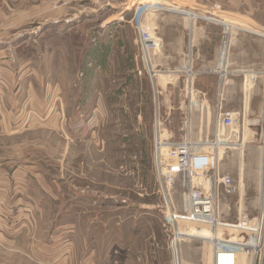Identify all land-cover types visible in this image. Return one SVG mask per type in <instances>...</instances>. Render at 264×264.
I'll return each mask as SVG.
<instances>
[{
	"label": "rangeland",
	"instance_id": "1",
	"mask_svg": "<svg viewBox=\"0 0 264 264\" xmlns=\"http://www.w3.org/2000/svg\"><path fill=\"white\" fill-rule=\"evenodd\" d=\"M140 1L0 0V215L8 227H0V264H211V240L194 237L211 230L209 223L187 217L192 187L217 189L222 223L257 215L264 192V64L229 76L230 88L239 86L229 94L235 98L238 90L242 103L236 97L231 107L222 105L225 82L217 95L208 93L219 107L192 108L200 99L194 74L219 71L221 58L211 66L167 61L163 44L154 52L141 48L136 26L151 24L163 39L179 34L178 24L189 18L225 14L217 9L192 18L174 7L179 0ZM234 25L262 36H245L261 56L264 34ZM238 29L233 39L221 38V56ZM247 74L254 77L250 89ZM198 78L212 89L206 76ZM220 110L243 115L239 142L220 147L217 160L216 173L229 175L232 185L215 188L212 179L187 172L168 180L157 166L159 140L205 151L219 132Z\"/></svg>",
	"mask_w": 264,
	"mask_h": 264
},
{
	"label": "built area",
	"instance_id": "2",
	"mask_svg": "<svg viewBox=\"0 0 264 264\" xmlns=\"http://www.w3.org/2000/svg\"><path fill=\"white\" fill-rule=\"evenodd\" d=\"M156 8V7H155ZM146 9V8H145ZM151 24H138L139 42L144 51L159 50L162 39L155 32ZM264 75V72H262ZM253 77V74H251ZM247 74V81L248 79ZM254 78V77H253ZM253 78L251 80H253ZM249 82V81H248ZM240 118L239 112L220 110L217 132L213 136V141L208 143L207 149H195L192 143L185 141L171 143L167 138H161L163 150L157 153V166L163 171L168 180L173 179L175 172H187L192 179L208 177L212 179L213 187L220 185L230 187L232 178L229 175L218 176L217 160L220 147H228L237 144L240 132L238 130ZM236 139V140H235ZM264 150V140L263 146ZM264 157V156H263ZM190 158H194V164H190ZM264 168V160H263ZM187 195L186 205L188 206V218L196 219L207 224L210 229H217L216 224H221L227 233L222 232L223 237L212 242L211 264H244L241 259L249 258V264H264V192L261 196V207L254 218L241 215L234 224L222 223L219 219L217 206V189L213 193L208 190L190 188ZM242 261V262H241Z\"/></svg>",
	"mask_w": 264,
	"mask_h": 264
},
{
	"label": "crops",
	"instance_id": "3",
	"mask_svg": "<svg viewBox=\"0 0 264 264\" xmlns=\"http://www.w3.org/2000/svg\"><path fill=\"white\" fill-rule=\"evenodd\" d=\"M174 7L180 6L188 9L189 13L185 11L184 14L189 15L190 17H195L194 13H208L211 14L210 11L220 10L222 14H225V17L219 20H201L196 21L193 19H188L184 23H179V27L177 28L179 34H170L164 35L162 39V50L161 55L165 58V60L169 61H184L187 60H200V61H210V66L216 61L218 58H221L222 68L219 71L214 69L211 70H203L202 72H197L194 74L195 79L198 80L197 89H194L195 94L199 95L198 100H194L192 104V108L196 109H204L208 107L217 108L220 106V100L212 98L209 99V92L215 93L218 92L220 88V83H222V87L228 85V89L224 88L225 91V99L222 102L224 106L231 107L232 103L231 99L237 97L238 104L242 103V98L240 97V93H235L236 97H231L229 94L230 91L239 89L238 85L230 88V85H234L235 83H230L229 76H241V73L237 71V69H241L244 67H259L264 64V52L261 56H256L255 50L252 46H247L245 41L246 34L258 35L255 31H247L245 29H238L237 25L240 26H250L256 31H260L264 34V0H179L172 1ZM176 10V9H175ZM173 11L177 14H182L180 11ZM193 13V14H192ZM215 27H218L220 32V36L217 35V31L214 30ZM242 30L241 33H238V36L242 34V37H235L233 40V44L230 50L227 51L225 49V55L221 56V38L226 39L235 35L234 31ZM262 34V35H263ZM218 36V37H217ZM258 37H262L259 36ZM161 38V37H160ZM176 40V41H175ZM169 56H171L169 58ZM169 58V59H168ZM225 60V61H224ZM229 66H234L232 71H227ZM215 67V65H214ZM213 68V66H212ZM221 70H224V74L221 75ZM206 76L209 83L212 85V89L208 90L204 86L202 87L198 77ZM215 76H218L219 85H215ZM226 79V81H225ZM226 82V83H225ZM227 93V94H226ZM214 94V95H215ZM217 95V94H216ZM15 99V98H14ZM16 100V99H15ZM236 103V102H235ZM234 103V104H235ZM190 105L185 106L184 109L188 110ZM216 134V130H214L213 134ZM214 134V135H215ZM15 172H18V169L21 168V165L13 167ZM6 216L0 215V227L8 230ZM194 236V235H193ZM196 237V236H194Z\"/></svg>",
	"mask_w": 264,
	"mask_h": 264
},
{
	"label": "bare ground",
	"instance_id": "4",
	"mask_svg": "<svg viewBox=\"0 0 264 264\" xmlns=\"http://www.w3.org/2000/svg\"><path fill=\"white\" fill-rule=\"evenodd\" d=\"M144 3H146V4H150V6L151 5H153V0H141L140 2H139V4H144ZM148 7V6H147ZM176 9V8H175ZM162 10V9H161ZM225 61V60H224ZM223 67V66H222ZM221 67V68H222ZM191 71V70H190ZM221 75H223L224 74V70H221ZM253 77H252V75H249L248 76V81L249 82H251V79H252ZM248 82V89H250L251 88V84ZM236 140V139H235ZM239 146H241L242 145V143H240V144H238ZM191 160H190V164H194V162H195V160H194V158H190ZM209 223V222H208ZM210 224V223H209ZM201 231V230H200ZM202 232V231H201ZM195 234H197V235H195L197 238H200V239H202V240H207V239H213V240H216V239H218V238H221V237H223L222 236V232H220L219 230H209V229H207V230H205L204 232H203V234L202 233H195ZM180 235V234H179ZM184 235V234H183ZM182 235V236H183ZM181 236V235H180ZM195 237V238H196Z\"/></svg>",
	"mask_w": 264,
	"mask_h": 264
}]
</instances>
